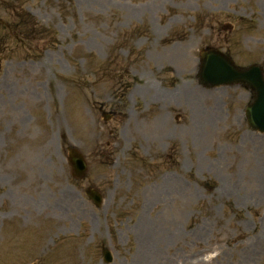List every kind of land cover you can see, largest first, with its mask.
Masks as SVG:
<instances>
[{
	"label": "rangeland",
	"instance_id": "374dc122",
	"mask_svg": "<svg viewBox=\"0 0 264 264\" xmlns=\"http://www.w3.org/2000/svg\"><path fill=\"white\" fill-rule=\"evenodd\" d=\"M26 9L60 45L0 47V264H104L103 244L111 264H264V135L245 122L251 93L197 79L208 47L264 68V0ZM68 143L89 161L88 181L71 178ZM89 184L103 192L99 209Z\"/></svg>",
	"mask_w": 264,
	"mask_h": 264
},
{
	"label": "water",
	"instance_id": "95a60500",
	"mask_svg": "<svg viewBox=\"0 0 264 264\" xmlns=\"http://www.w3.org/2000/svg\"><path fill=\"white\" fill-rule=\"evenodd\" d=\"M199 75L201 81L208 86L223 84H244L254 93V102L246 110L248 124L254 129L264 133V79L262 70L257 66L247 69L236 68L232 61L215 50L201 52ZM70 164L83 177L85 163L77 151H70ZM89 198L95 205H99L101 198L95 191H87ZM105 262L111 261L109 252H104Z\"/></svg>",
	"mask_w": 264,
	"mask_h": 264
},
{
	"label": "trees",
	"instance_id": "16d2710c",
	"mask_svg": "<svg viewBox=\"0 0 264 264\" xmlns=\"http://www.w3.org/2000/svg\"><path fill=\"white\" fill-rule=\"evenodd\" d=\"M15 5H20L24 3V0H12ZM12 18H15V28L20 35L26 36L27 40H31L36 36V23L33 18L29 15L20 11L15 15H12Z\"/></svg>",
	"mask_w": 264,
	"mask_h": 264
}]
</instances>
